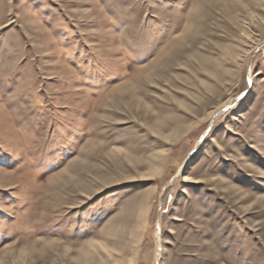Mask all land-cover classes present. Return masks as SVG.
Listing matches in <instances>:
<instances>
[{"label": "rangeland", "instance_id": "1", "mask_svg": "<svg viewBox=\"0 0 264 264\" xmlns=\"http://www.w3.org/2000/svg\"><path fill=\"white\" fill-rule=\"evenodd\" d=\"M91 241L264 264V0H0V264Z\"/></svg>", "mask_w": 264, "mask_h": 264}, {"label": "bare ground", "instance_id": "2", "mask_svg": "<svg viewBox=\"0 0 264 264\" xmlns=\"http://www.w3.org/2000/svg\"><path fill=\"white\" fill-rule=\"evenodd\" d=\"M254 22V21H253ZM241 40V39H240ZM243 41V40H242ZM255 41V40H254ZM247 49V48H246ZM241 51V50H240ZM228 104V103H227ZM221 109V108H220ZM221 111V110H220ZM219 111V112H220ZM215 113V112H214ZM213 113V114H214ZM212 114V115H213ZM17 116V115H16ZM40 123V122H39ZM27 124V123H26ZM26 124H24V125H26ZM40 126V125H39ZM22 128V127H21ZM13 150V149H12ZM32 154V153H31ZM20 160V159H19ZM16 161V160H15ZM142 198H145V197H143L142 196ZM141 199V198H140ZM135 202H137V201H135ZM143 205V204H142ZM135 207V206H134ZM133 207V208H134ZM136 208V207H135ZM134 208V209H135ZM138 208V207H137ZM136 208V209H137ZM140 218V217H139ZM141 221V220H140ZM141 224V226L140 227H142L143 225H144V219H143V221L140 223ZM143 228V227H142ZM98 243H101V246L100 247H102V249H105L106 250V253L105 254H102L101 252V257H100V259L101 260H99L98 262V264H135V262H136V260H134V257H132V256H128V258H126V259H124V261H126V262H122V258H124L122 255H123V253H124V250H121L120 248L119 249H117V253L118 254H115L114 252H113V250H115V248L113 249V250H110V248L108 247V245L107 244H105L104 242H98ZM97 243V244H98ZM96 243H95V241H91V242H89V246H90V248L93 250L94 249V247H97L96 245H97ZM98 248V247H97ZM104 251V250H103ZM91 253V252H90ZM89 253V254H90ZM83 254H84V252H83ZM118 255H119V257H118ZM86 257V256H85ZM87 257H89V256H87ZM91 260V259H90ZM93 260V259H92ZM88 262V261H87ZM90 263V262H89Z\"/></svg>", "mask_w": 264, "mask_h": 264}]
</instances>
